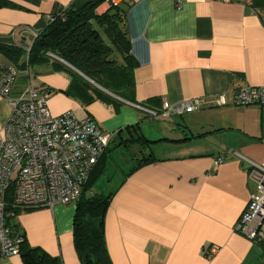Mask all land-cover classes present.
<instances>
[{
    "label": "crops",
    "instance_id": "1",
    "mask_svg": "<svg viewBox=\"0 0 264 264\" xmlns=\"http://www.w3.org/2000/svg\"><path fill=\"white\" fill-rule=\"evenodd\" d=\"M7 1L0 7V41L22 50L20 62L50 17L92 0ZM257 1L113 0L126 7L134 103L68 93L70 76L53 73L51 64L17 66L9 99L0 96V131L9 101L30 85L47 91L52 115L71 111L115 133L92 173V189L110 194L104 238L112 264H264V221L258 241L234 229L255 186L248 165L264 167V105L232 103L238 88L264 85V4ZM111 5L102 0L96 12ZM0 61L15 64L1 51ZM220 94L227 104L213 105ZM194 99L201 105L190 112L149 114L163 101ZM217 155L223 162H214ZM74 213L75 202L18 210L10 221L31 247L62 264H81ZM212 245L219 247L214 255ZM0 264L24 263L14 254L0 255Z\"/></svg>",
    "mask_w": 264,
    "mask_h": 264
},
{
    "label": "built area",
    "instance_id": "2",
    "mask_svg": "<svg viewBox=\"0 0 264 264\" xmlns=\"http://www.w3.org/2000/svg\"><path fill=\"white\" fill-rule=\"evenodd\" d=\"M109 1L114 4L113 0ZM243 2L252 4V0ZM53 19L54 16L50 17L49 22ZM31 44L26 48L27 54ZM18 73L16 65L0 61L1 97L9 99ZM47 96L46 90L28 85L18 98L9 101L11 112L0 131L1 256L19 254L23 240L5 224V197L10 186H13L11 207L17 210L74 203L115 136L90 117L78 119L71 111L52 115L47 107ZM212 103L223 106L227 101L224 94H220ZM232 103L264 105V85L238 88L233 92ZM200 105L198 99L174 105L163 101L159 111L150 110L149 114L165 117L190 112ZM223 160V155H217L214 162L219 164ZM247 174L255 181V186L234 229L247 239L258 241L264 221V167L251 163ZM218 249L212 245L209 253L214 255Z\"/></svg>",
    "mask_w": 264,
    "mask_h": 264
},
{
    "label": "trees",
    "instance_id": "3",
    "mask_svg": "<svg viewBox=\"0 0 264 264\" xmlns=\"http://www.w3.org/2000/svg\"><path fill=\"white\" fill-rule=\"evenodd\" d=\"M101 1L92 0L80 8H67L56 14L33 38L26 61L19 62L22 50L15 45L0 41V51L14 61V65L22 68L51 64L55 69L68 73L71 81L68 93L83 97L86 101L99 98L118 103V99L99 88L101 87L120 99L134 103L132 95L135 63L130 54L126 7L119 3L113 4L106 12L98 14L96 7ZM258 3L264 4V0L253 4L256 6ZM9 5V1L0 0V7ZM87 88L91 92L85 94L83 91ZM144 140L146 141L145 138ZM95 168L75 202L73 244L81 264H112L104 238V215L110 194L92 189V182L95 180L92 173ZM12 191L11 185L5 197V224L23 238L19 247L23 263L62 264L60 259L41 248L31 247L18 224L10 221L11 216L18 211L11 207Z\"/></svg>",
    "mask_w": 264,
    "mask_h": 264
},
{
    "label": "rangeland",
    "instance_id": "4",
    "mask_svg": "<svg viewBox=\"0 0 264 264\" xmlns=\"http://www.w3.org/2000/svg\"><path fill=\"white\" fill-rule=\"evenodd\" d=\"M30 72L32 73L31 74V77L33 76V78H36L37 76H34L35 75V73H36V71H35V69H33V68H31L30 69ZM52 72L53 73H62V75H65V77L67 78V79H69V74L68 73H66V72H61V71H58V70H54V69H52ZM101 181V180H100ZM100 181H99V183H100Z\"/></svg>",
    "mask_w": 264,
    "mask_h": 264
},
{
    "label": "water",
    "instance_id": "5",
    "mask_svg": "<svg viewBox=\"0 0 264 264\" xmlns=\"http://www.w3.org/2000/svg\"><path fill=\"white\" fill-rule=\"evenodd\" d=\"M66 65H68L70 68H72L73 70H75L72 66H70L69 64H67V63H65ZM75 71H77V70H75ZM78 72V71H77ZM79 74H81L80 72H78ZM85 79H87L88 81H90L91 83H93L90 79H88L86 76H84L83 74H81ZM94 85H96V84H94ZM97 86V85H96ZM97 87H99V86H97ZM100 89H102L103 91H105L106 93H108V94H110L111 96H113V97H116V98H118L117 96H115V95H113L112 93H110V92H108L107 90H105V89H103V88H101V87H99Z\"/></svg>",
    "mask_w": 264,
    "mask_h": 264
}]
</instances>
